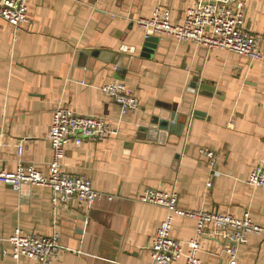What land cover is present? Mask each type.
Here are the masks:
<instances>
[{
	"label": "crops",
	"instance_id": "1",
	"mask_svg": "<svg viewBox=\"0 0 264 264\" xmlns=\"http://www.w3.org/2000/svg\"><path fill=\"white\" fill-rule=\"evenodd\" d=\"M197 1L29 0L22 28L0 17V168L14 171L22 162L49 173L47 134L59 105L105 117L118 130L99 142H70L63 161L112 199L55 204L48 186L0 183V264H40L13 257L16 229L57 235L64 250L52 264H153L149 247L168 211L138 200L148 188L176 191L186 209L249 212L264 227V185L248 183L264 166V61L148 39L135 22L163 5L181 24ZM243 1L245 28L264 42V0ZM114 79L138 100L135 113L121 116L103 92ZM167 105L181 118H166L167 129L155 135L160 142L150 140L153 116L169 114ZM207 148L218 155L215 175L201 152ZM195 229L193 219L174 221L171 234L184 252ZM200 242L204 264L227 261L225 242ZM171 264H185V257ZM237 264H264V235L250 234L238 246Z\"/></svg>",
	"mask_w": 264,
	"mask_h": 264
},
{
	"label": "built area",
	"instance_id": "2",
	"mask_svg": "<svg viewBox=\"0 0 264 264\" xmlns=\"http://www.w3.org/2000/svg\"><path fill=\"white\" fill-rule=\"evenodd\" d=\"M28 4L29 0H0V17L20 29L28 23ZM244 6L243 0H198L186 10L184 22L175 24L171 21V9L160 5L154 9L150 18H138L135 22L144 30L146 38L152 35L171 37L208 50H228L253 60L264 61V42L244 26ZM102 90L118 103L123 117L135 113L139 108L138 100L119 79L105 84ZM117 131L112 121L105 117L81 114L59 105L54 110L47 134L53 157L49 173L45 174L21 162L14 171L0 168V183L15 190L24 184L48 186L55 204L71 203L78 199L91 205L104 197L112 199V195L95 189L86 175L66 171L63 161L66 158V146L70 142L77 146L85 141L99 142ZM201 152L215 175L218 172L217 152L211 148L202 149ZM248 183L253 186L264 185V166L252 170ZM138 200L164 207L168 211L149 247L153 264H171L182 257H185V264H204L198 253L201 250L200 240L206 237L225 242L223 250L228 259L224 264H237L238 246L246 244L250 234L264 235V227L255 223L249 212L236 217L229 212L186 209L179 205L176 191L148 188ZM177 217L190 218L196 222L195 236L188 241L187 252L171 234ZM9 242L14 258L26 256L40 264H52L61 257L64 250L57 235L24 233L21 229L14 231Z\"/></svg>",
	"mask_w": 264,
	"mask_h": 264
},
{
	"label": "water",
	"instance_id": "3",
	"mask_svg": "<svg viewBox=\"0 0 264 264\" xmlns=\"http://www.w3.org/2000/svg\"><path fill=\"white\" fill-rule=\"evenodd\" d=\"M195 82H198V80L194 79V82L193 83L196 84ZM205 86H206L205 84H202L201 85L202 88H204ZM164 107L167 110H169L170 112L167 115L162 114V116H160V114L158 113V110H156V112H155V114L153 116V120H152V126L153 127L152 128L151 127L149 128L150 129V131H149L150 132V135H149V139L150 140H158V138L155 137V135H158L160 131L167 129V126H166L167 119L166 118H169L170 117V118L177 119V122L179 121L178 119L181 118V116L179 114L176 117V111L177 110H175V106L172 107L173 109L170 108V105H167V106H164ZM158 141L160 142V140H158ZM161 141H163V140H161Z\"/></svg>",
	"mask_w": 264,
	"mask_h": 264
}]
</instances>
